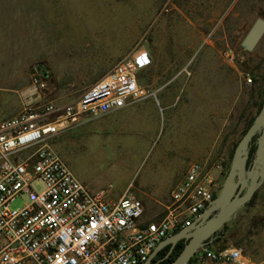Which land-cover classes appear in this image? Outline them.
<instances>
[{"label":"rangeland","instance_id":"374dc122","mask_svg":"<svg viewBox=\"0 0 264 264\" xmlns=\"http://www.w3.org/2000/svg\"><path fill=\"white\" fill-rule=\"evenodd\" d=\"M28 1L43 48L33 62L15 66L21 70L0 71V121L19 113L29 101L33 107L72 103L117 63L146 57L149 62L136 76L156 104L152 128L132 136L124 147L120 136L114 147L107 131L110 113L83 115V123L58 133L51 147L87 188L105 191L112 199L132 192L142 201L144 215L152 218L163 212L175 186L177 172L160 159L162 149L177 147L168 115L171 107L190 105L188 98H193V105L205 108L204 136L197 132L195 148L208 152L196 160L206 162L214 173L218 195L234 148L262 104L264 34L252 51L240 42L256 17L264 18V0ZM34 72L46 79L48 89L32 96L28 86ZM160 94L179 100L162 108L155 100ZM196 112L188 125L180 123L191 133L202 120L199 109ZM33 187L41 190L43 184L36 181ZM23 202L18 197L10 207ZM228 223L233 224L225 233L228 245L258 251L254 237L264 238V179L253 203Z\"/></svg>","mask_w":264,"mask_h":264},{"label":"built area","instance_id":"2783aa9c","mask_svg":"<svg viewBox=\"0 0 264 264\" xmlns=\"http://www.w3.org/2000/svg\"><path fill=\"white\" fill-rule=\"evenodd\" d=\"M148 62L146 57L121 61L72 103L33 107L29 101L0 121V264H142L158 242L210 205L220 184L206 162H190L163 213L147 219L135 194L112 199L90 190L49 143L83 115H105L148 96L136 76ZM47 89L46 79L34 72L28 93ZM36 181L41 190L33 187ZM18 197L22 206L10 207ZM242 257L240 247L205 245L187 264H239Z\"/></svg>","mask_w":264,"mask_h":264},{"label":"crops","instance_id":"0c3cea01","mask_svg":"<svg viewBox=\"0 0 264 264\" xmlns=\"http://www.w3.org/2000/svg\"><path fill=\"white\" fill-rule=\"evenodd\" d=\"M28 5V0H0V71L21 70L15 66H19L20 64L26 65L28 61L33 62L43 48L41 40L36 34L37 28L31 10L32 8L30 9ZM25 69L26 68H22V70ZM155 100L157 103L164 104V106L161 104L163 106L162 108H169L171 103L179 100V98H168L160 94L159 97H155ZM188 100H191L190 105H186L185 107L177 106L174 107V109L171 107L168 115L170 121H172V125L175 127V142L177 147L164 148L160 152L162 156L160 159L164 162V166L177 172L175 173L174 185L182 178L190 162L199 161L196 159L202 160L208 153L207 150L195 148L194 138L197 132H200L199 136L201 138L204 136L202 128L205 125V116H203L205 108L203 105V108L202 106L196 107L193 105L195 103L193 98H188ZM186 103H188V101ZM197 108L200 111L199 114H202L200 117L202 120H200L198 131L191 133L188 130V126L182 127L180 123L184 124L186 121V125H188L189 121H193L194 113H198L196 112L198 111ZM156 117V104L155 101L151 99V95L111 112L109 117L110 124L107 125V131L110 132V146L116 147L114 144L115 139L121 136L123 137L124 147V145L129 143L132 136H139L146 133L148 127L152 128L156 121ZM82 123L83 121L81 120L77 124L80 125ZM187 137L192 139V145L186 142L188 139ZM259 186L260 184L257 186L256 191ZM91 189L94 191L98 190V188L94 187H91ZM156 197L157 196L154 195V198ZM160 215L156 213L152 218L144 216L147 219H156ZM227 226L230 228L233 224L227 223ZM254 238H256L255 240L258 242L256 244L258 251L255 253L248 252L240 247L243 250V257L239 264H264V238L262 235ZM204 264L238 263L207 260Z\"/></svg>","mask_w":264,"mask_h":264},{"label":"water","instance_id":"95a60500","mask_svg":"<svg viewBox=\"0 0 264 264\" xmlns=\"http://www.w3.org/2000/svg\"><path fill=\"white\" fill-rule=\"evenodd\" d=\"M264 34V18L258 16L242 38L240 45L252 51ZM255 138L256 151L248 164L249 150ZM264 179V99L257 114L237 142L230 168L221 191L210 205L188 226L168 235L153 248L142 264H151L154 256L169 245V254L178 241L185 244L180 252L166 264H187L195 253L208 245L217 231L244 207L253 197L257 186Z\"/></svg>","mask_w":264,"mask_h":264},{"label":"trees","instance_id":"16d2710c","mask_svg":"<svg viewBox=\"0 0 264 264\" xmlns=\"http://www.w3.org/2000/svg\"><path fill=\"white\" fill-rule=\"evenodd\" d=\"M263 82H264V77H263ZM259 94H260L259 97L261 98V102H262V99H264V90H262ZM252 120H253V118L249 121L246 129L248 128V126L250 125ZM245 130H244V132H245ZM255 138L256 137H254V139L252 141V144H251V147H250V150H249V160H248V162L251 161V159H253V157L255 155V151H256ZM255 196H256V192L254 193L253 197L247 202L246 206H249V205H251L253 203ZM228 228L229 227L227 225H224L222 229H220L219 231L216 232V234L213 236L212 241L208 245L211 248H214V249H221V248L230 246V245L227 244L228 238H227V235L225 234ZM178 230H180V229H177L176 231H178ZM221 243H223V244H221ZM184 244H185V240L184 239L178 241V243L173 248L171 254L169 255V258L164 260V261H162L159 264H166L168 261H170L173 258H175V256L180 252V250L184 246ZM168 249H169V245L165 246L163 249H161L157 253L156 258H159V257L163 256V254L166 251H168Z\"/></svg>","mask_w":264,"mask_h":264},{"label":"flooded vegetation","instance_id":"af4514ba","mask_svg":"<svg viewBox=\"0 0 264 264\" xmlns=\"http://www.w3.org/2000/svg\"><path fill=\"white\" fill-rule=\"evenodd\" d=\"M251 161H249L248 162V164L250 163ZM169 250V249H168ZM172 252V251H171ZM171 252L169 253V254H167L168 253V251H166L164 254H163V256H161V257H159V258H156V255L154 256V258H153V261H152V263L151 264H159V263H161L162 261H164V260H166V259H168L169 258V255L171 254ZM169 262V261H168Z\"/></svg>","mask_w":264,"mask_h":264}]
</instances>
